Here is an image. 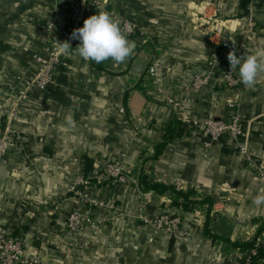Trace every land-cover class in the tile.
<instances>
[{
  "label": "crops",
  "instance_id": "0c3cea01",
  "mask_svg": "<svg viewBox=\"0 0 264 264\" xmlns=\"http://www.w3.org/2000/svg\"><path fill=\"white\" fill-rule=\"evenodd\" d=\"M73 1L0 0V129L20 87L18 77L33 70V56L72 40L68 18L51 36L46 28L56 5L67 13ZM111 5L142 29L128 37L134 55L120 64L85 61L75 40L55 84L24 102L13 129L25 150L20 155L13 146L0 168V233L21 238L26 252L47 264H247L249 250L235 244L251 241L264 224V205L253 204L264 191L256 174V164L264 166V74L252 87L241 82L236 91L217 84L193 92L189 84L213 65L220 78L233 49L241 57L264 51V0H251L248 14L240 0ZM193 13L224 21L222 32L195 25ZM170 99L184 102V110ZM234 101H240L254 162L241 156L229 135L208 152L201 128L192 125L229 120ZM179 129L181 136L156 157L168 131ZM107 162L121 166L140 187L100 183L88 195L116 209H96L101 223L71 234L67 218L77 198L67 188L78 174L99 175ZM144 180L166 186L180 181L181 191L190 193L189 206L179 207L188 200L173 191L146 190ZM173 209L183 211L186 238L155 232L145 221ZM257 246L264 248V233Z\"/></svg>",
  "mask_w": 264,
  "mask_h": 264
},
{
  "label": "built area",
  "instance_id": "2783aa9c",
  "mask_svg": "<svg viewBox=\"0 0 264 264\" xmlns=\"http://www.w3.org/2000/svg\"><path fill=\"white\" fill-rule=\"evenodd\" d=\"M57 8L58 6L56 5L54 14L47 24L46 29L49 36L53 33L55 25L58 22L68 18L71 21L73 30L78 29L83 27L85 19L93 14H97L100 10L115 13L121 20V27L129 33L128 37L142 33V29L138 23L122 16L112 7L111 0H74L67 13L61 12ZM198 15L194 14L197 25L203 26L206 31L213 34H220L222 32L224 21L217 19V17L209 18L205 14ZM69 43L74 47L75 40H71ZM59 49L53 48L47 55L35 54L33 56V70L31 74L29 76L18 77L20 87L16 90L6 110V126L0 129V168L8 162L13 146L17 147L20 155L25 150L24 142L13 129V124L19 119L22 105L30 98L34 91L46 90L55 84L58 71L66 65V55L62 54ZM237 54L238 57L241 56L240 53ZM155 67L150 69L152 75H155ZM217 84H221V88L224 90L236 91L241 85L239 66H237L235 71H231V68L228 67L219 78L215 65H213L204 72L194 76L189 84V89L193 92H202L215 87ZM169 102L179 110H184L185 108V104L182 101L170 99ZM228 106L235 110V113L231 115L229 120H214L209 118L201 123L192 122V125L193 127L201 128L204 136V147L208 152L212 150L213 144L216 141H219L225 135H229L236 142L241 156L249 162H254L250 153V139L240 111V101L230 102ZM120 112L125 113L123 106H120ZM256 174L260 180L264 181V166L256 164ZM102 182L117 183L126 187H140L136 179L126 175L121 166L112 162H107L99 175H76L67 188L68 193L77 198V204L67 218V228L71 234L78 233L94 225L95 222L101 223L98 220L96 221V209L101 208L109 212H113L116 209L114 205L98 197L88 195V192L96 190ZM175 186L178 190H181L180 181ZM104 221H109L108 217ZM145 221L155 232L167 233L178 238L189 236L181 209L166 210L158 218L146 219ZM255 254L256 250H249L247 264H250L251 257ZM0 263L47 264L39 256L28 254L21 238L4 233H0Z\"/></svg>",
  "mask_w": 264,
  "mask_h": 264
},
{
  "label": "clouds",
  "instance_id": "9594fccd",
  "mask_svg": "<svg viewBox=\"0 0 264 264\" xmlns=\"http://www.w3.org/2000/svg\"><path fill=\"white\" fill-rule=\"evenodd\" d=\"M128 35L115 13L100 10L85 19L83 27L74 29L70 39L80 41L75 49L85 61H95L99 64L112 59L120 64L134 55L136 45L134 41L128 39ZM58 43L60 52L68 55L72 49L71 44L68 41ZM227 59L231 71H235L239 66L240 80L246 87L254 86L257 78L264 74V51L238 57L233 49L229 51ZM253 204L257 207L264 205V191L254 198Z\"/></svg>",
  "mask_w": 264,
  "mask_h": 264
},
{
  "label": "trees",
  "instance_id": "16d2710c",
  "mask_svg": "<svg viewBox=\"0 0 264 264\" xmlns=\"http://www.w3.org/2000/svg\"><path fill=\"white\" fill-rule=\"evenodd\" d=\"M241 1V5L242 8L244 9L245 13L248 14L249 13V7L251 4V0H240ZM180 130V129H179ZM174 131L169 130L168 134L166 135V140L163 143L158 144V151L156 154V157L158 156V153L160 154L162 152V149L165 147V145L169 142V140L174 139L175 137H179L181 136V132L180 131H176L177 133L174 134ZM91 163L89 159H86V168L90 169L91 168ZM143 183L145 184V189L146 190H155L159 193H165L166 191H173L174 193H176L177 195H179L180 197H182L184 200H188V203H178V206L182 207L183 209H187V207L189 206V196L190 193H184L181 190L176 189L175 186H166L163 184H158V183H151L148 181H143ZM264 233V224H262L257 232V234L254 236V238L251 241L245 242V243H236L235 245L243 248V249H247V250H256V254L253 255L251 257V261L250 264H258L262 259H264V248L262 247H258L257 243H258V239L259 236Z\"/></svg>",
  "mask_w": 264,
  "mask_h": 264
},
{
  "label": "rangeland",
  "instance_id": "374dc122",
  "mask_svg": "<svg viewBox=\"0 0 264 264\" xmlns=\"http://www.w3.org/2000/svg\"><path fill=\"white\" fill-rule=\"evenodd\" d=\"M55 9H56V8H55ZM195 18H196V17L194 16V13H193V14L191 15V19H192V20L194 19L193 21L195 22L194 24L196 25L197 20H195ZM128 19H129V18H128ZM129 20H130V19H129ZM136 23H137V22H136ZM138 25H139V24H138Z\"/></svg>",
  "mask_w": 264,
  "mask_h": 264
}]
</instances>
